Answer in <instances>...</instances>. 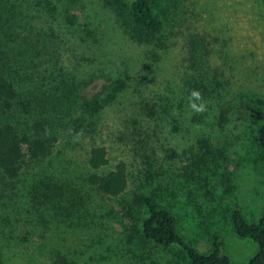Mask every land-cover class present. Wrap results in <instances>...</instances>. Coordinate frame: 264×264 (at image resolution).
<instances>
[{
	"label": "rangeland",
	"instance_id": "obj_1",
	"mask_svg": "<svg viewBox=\"0 0 264 264\" xmlns=\"http://www.w3.org/2000/svg\"><path fill=\"white\" fill-rule=\"evenodd\" d=\"M63 1H71V15L106 33V23L116 21L101 0ZM58 2L0 0V58L20 92L0 104V124L11 121L26 130L34 118L48 117L55 131L60 128L51 155L26 161L15 179L0 171V264H191L179 246L139 235L137 194L148 191L171 205L187 241L206 250L220 235L231 264L247 262L257 246L235 233L231 213L238 207L251 221L261 215L264 158L254 143L256 123L245 129L235 104L241 93L254 94L252 107L262 108L264 122L263 0H157L167 38L163 49L138 45L127 29L117 30L120 52L137 65L124 97L129 74L121 68L119 79L108 78L100 45L70 32L54 8ZM194 77L203 85L220 81L226 117L221 141L200 132L194 117L202 110L179 109L181 93L194 91ZM111 93L117 97L109 101ZM79 97L106 101L92 116L93 105L82 114V103L74 101ZM168 103L172 115L181 111L188 118L186 129L177 119L157 126L148 118ZM212 104L214 117L221 106ZM94 144L107 147L106 170L126 161L130 184L122 195H106L85 182ZM51 176L76 187L85 204L53 196Z\"/></svg>",
	"mask_w": 264,
	"mask_h": 264
},
{
	"label": "trees",
	"instance_id": "obj_2",
	"mask_svg": "<svg viewBox=\"0 0 264 264\" xmlns=\"http://www.w3.org/2000/svg\"><path fill=\"white\" fill-rule=\"evenodd\" d=\"M100 2L103 3L104 9L108 8V11L116 19L115 23H109V21L106 23L110 26L107 33L101 31L98 23L94 24L91 21L82 23L76 16L71 15L70 9L68 10V7L71 6V1L59 0L58 4L54 3L53 5L63 19L68 24L70 23L71 33H80L87 41H91L97 46L100 45V56L105 66H107L108 78L111 77L112 80L119 79V76L122 75L121 68L124 69L123 75L132 74L133 76L132 70L137 66L135 65L136 62L133 60L134 58H124L120 52L122 36L117 30H120L123 34L124 30L127 29L125 32L138 45L163 49L167 43V38L163 32L165 27L159 16L157 0H101ZM2 61L1 57L0 104H10L19 97L20 92L14 81L5 73ZM129 75V78L132 77ZM189 80L191 81L192 79ZM195 80L197 81L196 86L190 83V87H193L194 91H187L185 94L181 93L179 109L185 112H189L192 108L194 111L202 110V113L194 117V121H198L200 132L202 134H213L214 137L221 141L223 136V130L221 129L224 127L226 117L221 111L223 107L220 101L225 94L218 87L220 81L213 80L210 85H203L204 81L199 82L197 78ZM131 84L132 78H130L129 82L127 81V85H124L121 97L128 95ZM212 84L215 85L213 86ZM73 86L77 88V83H73ZM73 90L68 89V94H72ZM172 90L173 93L176 92L175 87ZM116 97L117 94L111 93L109 96L110 100H108L112 101ZM236 99H238V103L235 104V107L243 111L241 120L244 128L246 129L256 123L253 137L254 143L264 158V122L261 120L263 118V110L261 107L258 110L252 107V102L257 101L252 93H241L236 96ZM78 100L79 102L74 101L78 104L82 103L80 105L82 114L85 111V105L90 108L93 105L92 116L97 104L106 101L99 98L97 100H86L82 97H79ZM209 101L214 102L212 105L221 106L220 111L215 113L214 117L209 114L208 107L210 111L215 109L213 106L208 105ZM170 106V104L167 106L159 104V108H153L154 110L147 116L149 119L152 118V121L156 122L157 126L160 125L158 123H174V120L177 119V121L179 120L178 124L182 126L181 128L186 129L188 118L181 111L178 117L172 115L171 111L173 109ZM90 113L91 110L88 114ZM59 130L60 128H58V131L52 128L48 117L34 118L26 130L19 128L11 121L0 124L1 173L9 179H15L20 175V171L26 161H37L51 155L55 142L59 140L57 136ZM109 163L107 147L103 144L92 145L87 155V165L90 173L85 178V182L98 192L106 195H122L127 191L130 184L128 165L126 161L119 160L113 169L106 170ZM51 180L52 184L49 190L50 193H53V196H59L62 198L61 200L70 203L69 205L85 204V198L79 194L76 187L68 188L65 181L58 182L55 176H51ZM137 200L142 206L138 224V233L141 237L163 247L179 246L191 264H231L230 256L225 251V241L222 236L215 235L211 247L206 250H200L187 241L181 233L178 219L171 205L158 200L157 196L149 191L139 192ZM231 220L235 233L241 238L252 239L257 246V252L244 264H264V209L257 220L251 221L245 217L240 208L236 207L232 210Z\"/></svg>",
	"mask_w": 264,
	"mask_h": 264
}]
</instances>
